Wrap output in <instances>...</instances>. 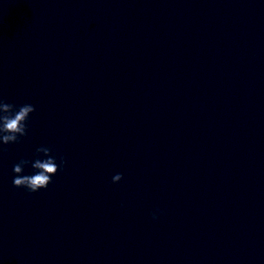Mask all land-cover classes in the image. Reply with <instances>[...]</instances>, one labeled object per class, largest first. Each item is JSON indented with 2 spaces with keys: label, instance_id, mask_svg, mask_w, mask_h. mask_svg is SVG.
I'll return each mask as SVG.
<instances>
[{
  "label": "clouds",
  "instance_id": "1",
  "mask_svg": "<svg viewBox=\"0 0 264 264\" xmlns=\"http://www.w3.org/2000/svg\"><path fill=\"white\" fill-rule=\"evenodd\" d=\"M34 111L35 106L32 104H24L17 108L16 105L0 99V144L18 143L20 137L26 136L27 122L30 114ZM41 154L44 157L43 159L40 158ZM65 163L66 161L61 158L58 165L49 147H38L34 160L21 159L13 165L15 174L13 186L27 189L30 193L46 189L52 183V177L57 174ZM28 165L34 170L31 175L23 174L25 167ZM122 178V174L114 175L112 178L113 183H118Z\"/></svg>",
  "mask_w": 264,
  "mask_h": 264
}]
</instances>
